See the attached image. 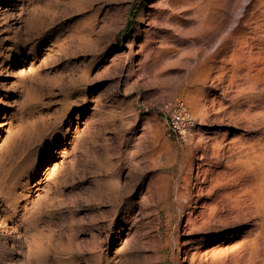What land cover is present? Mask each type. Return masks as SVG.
I'll return each mask as SVG.
<instances>
[{
    "label": "rangeland",
    "instance_id": "1",
    "mask_svg": "<svg viewBox=\"0 0 264 264\" xmlns=\"http://www.w3.org/2000/svg\"><path fill=\"white\" fill-rule=\"evenodd\" d=\"M6 3L0 245L13 254L0 264L17 256L15 264H192L193 237L217 238L203 245L209 252L236 248L243 239L223 240L248 223L190 234L184 204L197 191L201 155L216 161L215 138L226 145L214 169L227 170L237 191L252 183L226 163L235 142L264 141V54L255 42L227 62L216 54L238 23L264 12V0ZM210 16L226 31L201 50ZM179 103L195 120L184 137L167 122Z\"/></svg>",
    "mask_w": 264,
    "mask_h": 264
},
{
    "label": "bare ground",
    "instance_id": "2",
    "mask_svg": "<svg viewBox=\"0 0 264 264\" xmlns=\"http://www.w3.org/2000/svg\"><path fill=\"white\" fill-rule=\"evenodd\" d=\"M6 1L0 0L2 9L7 4ZM256 8L255 6L252 7L254 11ZM256 14L257 18L254 19ZM223 20L221 19L218 22L210 16L202 22L201 30L204 37V47L201 50L205 48L211 51L213 49L212 45L216 39V32L219 30L226 31V27H223ZM229 37L226 44H224L226 38L221 41L222 45L216 54V58L222 56L227 62L228 54H231L229 58L233 59L238 53L246 50L252 52L255 43L264 54V12L261 14L259 11H255L249 14L241 24L238 23V27L232 34H229ZM197 81L202 82L203 80L197 78ZM261 94L264 98V89H262ZM26 99L31 100L32 96L28 94ZM23 130L24 126H21L18 130L12 132L7 142V149L12 150L14 148L16 142L14 138ZM235 143L232 146L233 149L229 151V159L226 164L230 163L229 166L240 169L236 176V178L238 177L237 181L251 179L252 183H249V187H246L245 191H237L238 184H236L235 178L231 180L227 170L216 171L214 169L217 165H215V162L224 159L223 149L226 145L222 139L215 138L212 147L213 156H215L213 159L215 158L216 161L209 160L206 154L201 155L196 174L197 191L194 197L190 199L186 197L188 202L184 205L188 211L186 217L190 234L207 230L216 233L221 228L236 227L245 223H248V230L241 231V229H238L239 232H233L235 234L224 238L223 241H227V243L233 239H243L230 252L227 250L226 252H223V250L218 252H216L217 250H211L210 252L205 250L203 245L209 242L210 244L205 247H212L219 242L217 238L212 240L191 238L187 243L189 246L186 251L191 254L192 264L200 263L203 260H208L211 264H264V141ZM208 182L209 184L206 185ZM186 187H188V184ZM2 211L4 210H0V222L4 216ZM25 220L30 223L29 226L34 227L32 233L35 241H37L36 237L38 238L39 233L36 228L38 223L32 217L25 218ZM1 248L3 251H0V254H2L0 263L13 254L5 246H1ZM235 249H237L236 252ZM18 259L17 256L14 259L5 261L4 264H15Z\"/></svg>",
    "mask_w": 264,
    "mask_h": 264
},
{
    "label": "built area",
    "instance_id": "3",
    "mask_svg": "<svg viewBox=\"0 0 264 264\" xmlns=\"http://www.w3.org/2000/svg\"><path fill=\"white\" fill-rule=\"evenodd\" d=\"M172 107L173 110L167 120L169 128L172 132L184 137L194 127L195 120L182 103Z\"/></svg>",
    "mask_w": 264,
    "mask_h": 264
},
{
    "label": "trees",
    "instance_id": "4",
    "mask_svg": "<svg viewBox=\"0 0 264 264\" xmlns=\"http://www.w3.org/2000/svg\"><path fill=\"white\" fill-rule=\"evenodd\" d=\"M138 10H139V6H138V5L135 6V7H133L132 12H131V17H130V22H129L128 29H129V27L133 24V19H134L136 13L138 12ZM128 29H127V30H128Z\"/></svg>",
    "mask_w": 264,
    "mask_h": 264
}]
</instances>
